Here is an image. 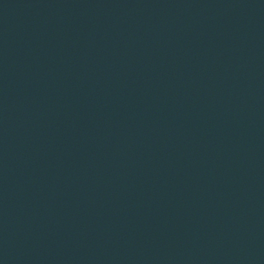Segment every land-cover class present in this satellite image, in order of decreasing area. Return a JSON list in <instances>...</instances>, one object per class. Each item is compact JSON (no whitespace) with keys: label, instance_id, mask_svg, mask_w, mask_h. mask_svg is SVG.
I'll return each instance as SVG.
<instances>
[{"label":"water","instance_id":"95a60500","mask_svg":"<svg viewBox=\"0 0 264 264\" xmlns=\"http://www.w3.org/2000/svg\"><path fill=\"white\" fill-rule=\"evenodd\" d=\"M0 264H264V0H0Z\"/></svg>","mask_w":264,"mask_h":264}]
</instances>
